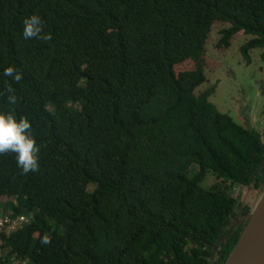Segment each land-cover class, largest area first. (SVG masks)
<instances>
[{"label":"trees","instance_id":"16d2710c","mask_svg":"<svg viewBox=\"0 0 264 264\" xmlns=\"http://www.w3.org/2000/svg\"><path fill=\"white\" fill-rule=\"evenodd\" d=\"M34 11L50 39L22 38ZM216 22L219 50L242 33L264 61V0H0V73H22L0 75V111L31 120L40 165L0 154L2 218L27 219L0 231V264H225L247 219L213 245L251 211L235 190H264V140L216 84L196 93Z\"/></svg>","mask_w":264,"mask_h":264},{"label":"rangeland","instance_id":"374dc122","mask_svg":"<svg viewBox=\"0 0 264 264\" xmlns=\"http://www.w3.org/2000/svg\"><path fill=\"white\" fill-rule=\"evenodd\" d=\"M229 26L228 23L216 22L206 43L209 69L206 70L207 81L203 83L196 93H200L208 86L216 84V92L210 100L225 114H229L236 122L247 128L261 133L264 140V61L261 59V48H254L250 52V63L247 62L241 52L242 45L251 37L237 34L232 39L230 46L219 50L217 42L221 37L220 30ZM192 62L178 67L177 73L191 70ZM197 164L191 167V174L197 171ZM219 183L216 176L209 171L206 179L202 182L205 188ZM93 189V186H90ZM242 193L241 202L252 207L255 199L261 192L253 188H240L235 194ZM7 197L0 198V231L7 228L2 225V212ZM245 204V205H246ZM4 229V231H5ZM8 233V232H7ZM1 242V241H0ZM14 264H26L25 261L13 260Z\"/></svg>","mask_w":264,"mask_h":264},{"label":"clouds","instance_id":"9594fccd","mask_svg":"<svg viewBox=\"0 0 264 264\" xmlns=\"http://www.w3.org/2000/svg\"><path fill=\"white\" fill-rule=\"evenodd\" d=\"M21 36L24 40L51 38L50 33L44 32V22L37 12L24 17L22 20ZM3 77L10 78L12 82H19L22 73L14 66L4 68L0 73ZM7 101L14 105L17 97L14 90L9 87ZM33 125L27 116H17L13 111H0V154L12 153L15 157L17 168L22 174L34 172L39 168L38 147L34 136L31 134ZM47 243V237L44 238Z\"/></svg>","mask_w":264,"mask_h":264},{"label":"water","instance_id":"95a60500","mask_svg":"<svg viewBox=\"0 0 264 264\" xmlns=\"http://www.w3.org/2000/svg\"><path fill=\"white\" fill-rule=\"evenodd\" d=\"M245 204L243 201L242 205ZM245 219L248 221L247 226L225 264H264V190L255 199V205L249 214L243 216L239 222L242 223ZM235 225L233 223L227 234H223L213 245L214 253L225 239L231 237Z\"/></svg>","mask_w":264,"mask_h":264},{"label":"built area","instance_id":"2783aa9c","mask_svg":"<svg viewBox=\"0 0 264 264\" xmlns=\"http://www.w3.org/2000/svg\"><path fill=\"white\" fill-rule=\"evenodd\" d=\"M26 220L27 219L24 216H19L16 219H11L9 217H6L2 220L3 221L2 225H5L7 228V232H9L13 229H16L19 224H21L23 221H26Z\"/></svg>","mask_w":264,"mask_h":264},{"label":"flooded vegetation","instance_id":"af4514ba","mask_svg":"<svg viewBox=\"0 0 264 264\" xmlns=\"http://www.w3.org/2000/svg\"><path fill=\"white\" fill-rule=\"evenodd\" d=\"M248 206H250L249 204H246ZM251 207V206H250ZM247 215V214H246ZM245 216V215H241L240 212L238 214L235 215L234 219H233V223H235V227H237V225H240V224H243L245 221L243 220L242 223H240L239 221L242 219V217ZM232 223V224H233ZM235 229V228H234ZM233 229V230H234Z\"/></svg>","mask_w":264,"mask_h":264}]
</instances>
